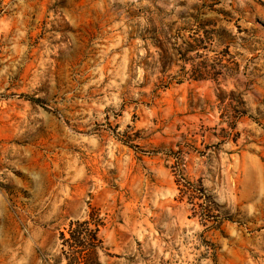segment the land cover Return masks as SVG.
Wrapping results in <instances>:
<instances>
[{
	"label": "rangeland",
	"instance_id": "rangeland-1",
	"mask_svg": "<svg viewBox=\"0 0 264 264\" xmlns=\"http://www.w3.org/2000/svg\"><path fill=\"white\" fill-rule=\"evenodd\" d=\"M0 264H264V0H0Z\"/></svg>",
	"mask_w": 264,
	"mask_h": 264
}]
</instances>
